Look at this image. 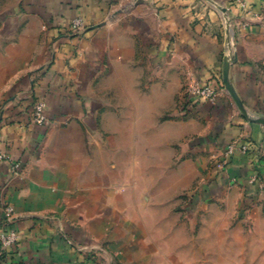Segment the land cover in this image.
<instances>
[{"label":"crops","instance_id":"0c3cea01","mask_svg":"<svg viewBox=\"0 0 264 264\" xmlns=\"http://www.w3.org/2000/svg\"><path fill=\"white\" fill-rule=\"evenodd\" d=\"M246 1L0 0V223L10 204L18 235L0 264H264V125L225 90L186 95L222 82L230 47L234 90L264 117V0ZM231 142L248 151L217 170ZM176 156L199 179L180 207Z\"/></svg>","mask_w":264,"mask_h":264},{"label":"built area","instance_id":"2783aa9c","mask_svg":"<svg viewBox=\"0 0 264 264\" xmlns=\"http://www.w3.org/2000/svg\"><path fill=\"white\" fill-rule=\"evenodd\" d=\"M235 5L239 8L240 12L247 15L250 12V5L246 0H235ZM223 22L226 26L234 25L233 20L227 15L223 16ZM83 19L81 17L73 18L70 22V31L75 32L83 28ZM230 47L223 55L224 57H230ZM225 90L223 81L217 85L202 84L196 81H190L186 85V95L188 100L210 102L216 101L220 92ZM226 91V90H225ZM46 104L42 100H35L31 104L30 121L38 125L48 124V119L45 114ZM235 151L246 153L248 146L246 144H237L236 142L229 143L223 150L219 159L215 162V168L223 171L229 160ZM7 157L5 152L0 149V160ZM19 166L18 163H13L12 168L15 170ZM254 180V178H252ZM3 221L0 223V258L6 254L7 250L14 246L18 241V235L15 228L11 225L13 218V207L10 204H6L3 209ZM21 264H34L27 261L21 262Z\"/></svg>","mask_w":264,"mask_h":264},{"label":"rangeland","instance_id":"374dc122","mask_svg":"<svg viewBox=\"0 0 264 264\" xmlns=\"http://www.w3.org/2000/svg\"><path fill=\"white\" fill-rule=\"evenodd\" d=\"M184 95V93H183ZM183 160L179 159V157H174L172 162L173 172H172V182L178 183V189H174L173 192V200L174 203H176L179 207L183 205L185 194L189 191L193 190L195 186L199 183V179L195 176L188 175L187 177H184L182 179L181 172L179 171L180 168L183 166ZM157 182L163 181L165 178H169L170 174L168 173V170L162 168L157 169ZM180 182H186L185 184H180ZM183 185V187H181Z\"/></svg>","mask_w":264,"mask_h":264},{"label":"water","instance_id":"95a60500","mask_svg":"<svg viewBox=\"0 0 264 264\" xmlns=\"http://www.w3.org/2000/svg\"><path fill=\"white\" fill-rule=\"evenodd\" d=\"M221 9L222 11H225V9L223 8ZM235 60H236L235 56L223 58L222 81H223L224 88L227 94L229 95V97L231 98L232 102L234 103L236 109L241 114V116H243L247 121L264 125V117L255 116L246 110L243 102L240 100V98L236 94L234 87L229 79V68H230V65L235 62Z\"/></svg>","mask_w":264,"mask_h":264}]
</instances>
